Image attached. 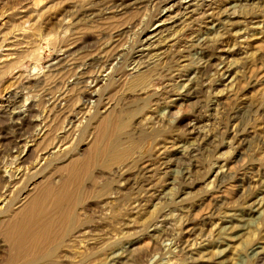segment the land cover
<instances>
[{"label": "rangeland", "instance_id": "obj_1", "mask_svg": "<svg viewBox=\"0 0 264 264\" xmlns=\"http://www.w3.org/2000/svg\"><path fill=\"white\" fill-rule=\"evenodd\" d=\"M135 1L0 0V150L7 152L0 172L26 171L10 202L0 204V220L18 207L20 189L44 176L55 181V164L89 157L99 124L117 119L137 163L89 169L87 197L75 211L79 224L56 264H113L106 250L122 253L116 264H264V0H192L191 15L177 8L188 0ZM232 12L238 18L227 16ZM157 27L164 28L151 37ZM216 34L225 36L222 47L203 45ZM143 41L153 47L148 58L158 61L152 79L130 86V56ZM116 51L129 53L117 71L102 70ZM93 59L99 64L88 68ZM225 68H235V80L220 84ZM160 69L169 75H158ZM89 71L101 73L97 98L85 101V116H76L69 132L62 108L83 106L75 81ZM190 77L195 90L183 92ZM17 111L39 120L22 139L40 136L28 143L26 161L14 163L12 143L28 129ZM169 111L178 120L168 119ZM8 255L0 235V264Z\"/></svg>", "mask_w": 264, "mask_h": 264}, {"label": "bare ground", "instance_id": "obj_2", "mask_svg": "<svg viewBox=\"0 0 264 264\" xmlns=\"http://www.w3.org/2000/svg\"><path fill=\"white\" fill-rule=\"evenodd\" d=\"M138 1L139 0H137V2L136 1L135 2L138 3ZM191 1L192 0H188V1H186V3L184 1H182L179 3V7H177V8L184 9V10H186V13L184 12L185 14L191 15L192 11L188 10L191 6V4H190ZM141 2H143V1H141ZM183 3H185L187 5L185 7H183V5H184ZM122 5H123L122 3L121 4L116 3L115 6L119 8ZM125 5H127V4H125ZM169 10L170 9H168V11ZM91 13L92 12H90V14ZM109 13H111V12H109ZM227 16L233 20L236 17L238 18V14L236 12L229 13V14H227ZM176 19L177 18H175V20L172 23L177 21ZM163 28L164 27H157L156 29H154V31L151 34V37H153V35H155V34L158 35L160 32H162ZM216 31L218 33V30H216ZM224 38H225L224 34H216L214 37L212 36V37L205 39L203 41L204 42L203 45L214 50V49H217L219 47H222L221 45L224 42ZM150 39L151 38H146L145 42H147V40H150ZM167 41H168V39H167ZM145 42L144 41L142 42L143 45H142V43H140L141 45H139V46H142V47L137 51L136 56L134 55L135 57L133 55L130 56V58L132 59L131 60L132 66L133 65L134 66L129 70V74H125L126 76H129V80L131 79L130 80V86L131 85L133 86V84H135L136 81H138L137 83L139 85V83L144 82L145 79L147 80V78L150 77V74L153 71L152 65L155 66L156 62L158 61V59H156L157 61H155V59H154L155 57L154 58L152 57L153 55L151 56L152 59L148 58L150 56V51H147V50H150L153 47L151 48L150 46H147V48L145 49V47H144ZM105 47H107V45ZM118 52L119 51H116L112 55L111 58L108 57V60L106 58V61L104 62L102 70L105 69L108 71V69L111 68V72L117 71V64H119V62H121V59H124V56L128 55V53H129V52H121V53H118ZM155 54H156V52H155ZM160 54L161 53L157 54L156 56L158 57V56H160ZM109 58H110V60H109ZM114 61L116 63H114ZM90 62L87 65L88 68L90 66H94L95 64H99L100 60L99 59H93L92 62L91 63ZM101 64H102V62H101ZM234 66H236V65H234ZM177 67H178V64H177ZM201 67H203L204 70H208L205 68H212V65H211V62L209 61L206 63H202ZM171 68H172V66H171ZM233 69H235V68H228V69L224 70L225 71V73H223L224 77L221 80L219 79L220 84L224 81H227L228 79L230 80V79L234 78L232 76L234 73ZM236 70H237V68H236ZM155 71H156V69H155ZM157 71H158L157 72L158 75H162V73H164L165 75H169V73H170V72H168L169 71L168 69H167V73H165L166 72L165 70H161V69H160V71L159 70H157ZM89 72H88V74H86V72L81 73L80 76H77V80L75 81V84L79 85L77 98L80 100L81 99L84 100L83 106L80 107V110L78 109L79 110L78 112L67 111L69 106H66V104H65L66 109H64V107L62 108L63 114L64 115L66 114L65 118L67 119V126H69V129L67 131H69V132L71 129H73L75 127L74 126V124H75L74 119H76V116L80 115L79 117H77L78 118L77 121H79V119H81L85 116L86 109H88V105L85 103V101L88 102L94 98H97V94H96L97 92L94 91L93 88L100 84L101 73L96 74V73L90 72V74H89ZM180 72L182 73L181 70H180ZM85 74H86V76H85ZM173 76H174V74H173ZM150 78L152 79V77H150ZM234 80H235V78H234ZM195 81H197V80H195L193 77L185 79L184 82L181 84V87H182L181 89L183 90V92H188V93L194 92ZM232 81L233 80H231V82ZM88 83H90V85H88ZM228 83L230 84V82H228ZM232 83H234V82H232ZM234 84H233V86H234ZM135 87H137V85ZM135 90H139V88L135 89ZM59 97H61V96H59ZM151 97H153V95ZM151 97H150V100H151ZM158 97H159V95H158ZM99 99H101V98H99ZM147 99H149V98H147ZM147 99L146 100L142 99V100L147 102ZM57 100L58 99H56L52 102L49 101V102H51L50 104H54V106L51 109H53L55 106H57V104H58V102L56 103ZM60 100H63V97H61ZM154 100H155V97H154ZM63 103H65V102H63ZM141 103H142V101H141ZM142 104H144V103H142ZM157 104L158 103H156V105ZM61 105H62V103H61ZM32 108H33V106L31 105L29 107L28 111L32 112V110H31ZM14 116H16L17 118H19L21 116L24 117L23 120H25V125L28 128L27 131L25 130L22 133H19V137H20L19 140H14L12 143L13 146L16 147V151H14V152L17 155L11 160H13V162L15 163L17 161H22V159H24L26 157V155H29L28 153H30V146H32L33 144L28 145V143H30V142L36 143V141L38 140L37 136H40V135H39V133H36V134L31 133V135H29L27 137V139H22L24 134L27 133L29 129H31L33 126L39 125V120L38 119L29 120L26 118L28 116L27 114L25 115V114H22L21 112H18V111L14 112ZM167 117H168V119L175 118V120H178V116H175L170 111L167 113ZM106 118H108V117H106ZM121 125H122V123L120 122V120H117V119L110 120L109 118L106 119L104 123L99 124V131L95 135V138L93 140L94 145L92 147V150H90L91 155L89 154L88 155L89 157L84 158V160H79V159H74V158L71 159L70 158L71 160L63 166L62 165L56 166V164H55V166L53 167L55 171H52L53 173L50 174L53 176L55 174V176H56L55 181H54V179L51 180V177L44 176L43 178H46V179H44L43 181H40L36 185H33L30 189L27 188L26 191L24 188H23L24 191L21 189L19 190V192H21V194H22L21 196H24V197H22L20 199L18 198V200L16 202H14V205H18V207L15 210H12L10 214L5 216V218L7 217L6 219L0 220V227H2L0 230V235L4 238L5 242L7 243L8 250H9V255L3 264H56V258H58V256H59L58 252H59L60 248L63 247L64 240L66 239V237L71 232L75 231V229L77 228V225L79 224V220L77 219V217L75 215V211L83 203V201L87 197V187L85 186V181H87L88 179H91V176H92L89 174V169L92 168V166H96L97 164L98 165L101 164L100 165L101 167L104 166L106 168L107 167L109 168L110 165L120 164V163L122 164L123 162H126L127 160H130L129 162L137 163V161H133L135 148L133 147V144L130 142V139L128 141L124 142L119 137L120 136L119 131L122 128ZM40 128H41L40 130L42 131L43 126L40 125ZM45 136H44V138H42L43 140L45 139ZM143 137H150V136L147 134H144ZM20 148L22 150H20ZM52 153H54V151L53 152L48 151L46 154H48V157H49L50 155H52ZM5 154H7L6 151L0 150V160L2 159V157L4 158ZM190 154H191V152H190ZM9 156L11 157V155H9ZM51 158H53V157H51ZM44 159H46V157ZM7 160H9V159H7ZM25 161H26V158L22 162H25ZM1 163L2 162L0 161V164ZM4 164H5V162H4ZM123 164H125V163H123ZM144 170H146V169H144ZM98 174L100 176V173H98ZM25 179H26V171H25V169H21L19 167L16 168V170L14 169V171L13 170L12 171L11 170H9V171L4 170L3 174L0 172V204L3 203L6 205L7 203H9L11 192L16 187H19ZM28 183L26 185H28ZM140 183H142V180L140 181ZM135 184H137V182L133 181L132 185H135ZM26 185H25V187H27ZM93 186H94V184H93ZM138 186L139 185H136L135 188L136 187L138 188ZM1 189H3V190L1 191ZM131 189H132V187H131ZM239 236L240 235H238V236L236 235V237L234 236L232 238L230 237L231 239L229 238V242H230V240H234ZM64 246H65V244H64ZM228 248L229 247L227 246V248L217 250L215 253L216 258L221 259L222 257H224L226 255V253L228 252ZM106 251L108 253L106 255H107V258L109 259L110 263L113 262V264L114 263L116 264V263L121 261L122 258L120 257V254H122V253H116V254L113 253L112 254V253H109L108 250H106ZM254 251L256 252V254L260 253V251H258L257 247L254 249Z\"/></svg>", "mask_w": 264, "mask_h": 264}]
</instances>
